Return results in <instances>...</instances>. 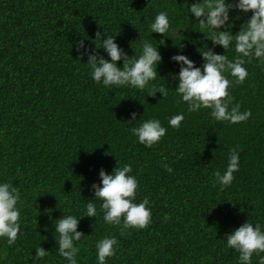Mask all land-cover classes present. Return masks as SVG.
<instances>
[{
    "label": "trees",
    "instance_id": "trees-1",
    "mask_svg": "<svg viewBox=\"0 0 264 264\" xmlns=\"http://www.w3.org/2000/svg\"><path fill=\"white\" fill-rule=\"evenodd\" d=\"M196 2L0 0V182L20 189L23 224L15 244L0 238V264H68L59 254L53 220L81 217L94 199L92 185L101 183L99 172L111 174L125 164L139 183L136 202L151 201V223L122 235L104 222L97 201V218L83 217L78 225L85 236L78 264H97L96 241L109 235L119 247L107 264H238L227 234L248 220L264 225V65L247 63L245 82L229 89L232 105L251 110L247 121L217 122L209 109L188 113L175 93L172 77L180 65L171 57L186 55L200 67L198 49L213 47L188 12ZM160 12L168 14L169 37L150 32ZM250 16L232 11V32ZM97 33L115 36L129 57L139 55L143 42L163 39L160 77L153 83L168 95L96 84L78 42L110 59L96 49ZM214 51L229 59L237 55L234 48ZM133 112L138 120L130 122ZM179 113L185 116L181 126L169 127V117ZM151 118L168 131L149 149L130 129ZM232 149L239 152V170L220 191L214 173L224 171ZM39 246L49 252L41 260L35 259ZM252 264H260L255 253Z\"/></svg>",
    "mask_w": 264,
    "mask_h": 264
},
{
    "label": "clouds",
    "instance_id": "clouds-1",
    "mask_svg": "<svg viewBox=\"0 0 264 264\" xmlns=\"http://www.w3.org/2000/svg\"><path fill=\"white\" fill-rule=\"evenodd\" d=\"M234 10L242 12L245 16L251 13L235 34L232 32L230 18V13ZM188 12L196 18L201 29L199 32L204 34L206 40L212 42L213 47L209 48L204 44L198 49L203 60L200 67L186 55L177 54L171 57L172 61L180 65L178 74L172 77L178 81L175 93L179 102L186 104L188 113L209 109L210 116L217 122L239 124L247 121L252 116L251 110L242 112L239 104L232 105L234 98L229 89L245 82L249 75L245 66L247 63L256 60L264 65V0H234L232 3L229 0H197L190 5ZM169 28L170 22L166 12L158 13L150 24V32L162 36L169 37ZM97 37H100L101 42L95 43L96 49H103L110 59H106L98 51L86 49L83 40L78 42V49L83 50L80 55H87L85 64L96 84L111 89H138L146 92V96H155L157 92L161 93L163 98L168 95L166 87H157L153 83L160 77L157 69L162 62V56L158 45L165 43L163 39L157 45L143 42L139 55L135 52V55L129 57L115 42V36L106 33L101 36L97 33ZM215 46H221L225 51L234 48L237 55L229 59L225 54L216 53ZM121 60L122 67L117 65ZM229 76L232 79H229ZM184 119L183 113L173 115L168 119V126L179 128ZM136 120L137 114L133 112L130 122ZM167 131L157 118L143 120L138 126L130 129L136 140L149 149L158 144ZM239 159V152L236 149L230 150L224 171L217 170L214 173L213 183L214 186H219L220 191H224L235 179L234 173L239 170ZM164 167L169 173L173 171L167 164ZM132 171L131 164L117 166L111 174L101 170V183L92 185L94 199L87 200L85 213L81 217L63 214L61 218L53 220L59 254L68 264H78L79 244L82 237H85L77 230L78 225L83 217L97 218V201L100 202L104 222L119 227L122 235L129 229H145L150 225L151 201L144 197L141 202H136L139 183L131 174ZM21 203V192L16 185L11 181L0 182V238L6 239L10 246L15 244L18 236L22 234L19 206ZM224 240L227 248L234 249L239 254L238 264H252L254 253L260 258V264H264V256L260 255L264 253V225L261 223L245 221L228 233ZM118 247L119 242L114 235L97 240V264H107V259L116 255ZM48 253L39 246L35 250V259L41 260Z\"/></svg>",
    "mask_w": 264,
    "mask_h": 264
}]
</instances>
